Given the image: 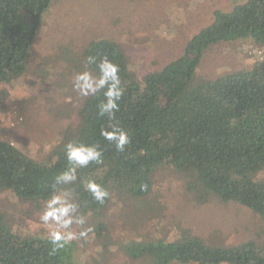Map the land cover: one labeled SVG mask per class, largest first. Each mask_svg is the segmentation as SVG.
<instances>
[{
  "label": "trees",
  "instance_id": "trees-1",
  "mask_svg": "<svg viewBox=\"0 0 264 264\" xmlns=\"http://www.w3.org/2000/svg\"><path fill=\"white\" fill-rule=\"evenodd\" d=\"M51 0H0V83L26 71L30 48ZM214 20L186 43L181 55L159 70L137 77L126 53L110 38L88 41L70 63L83 71L88 56H107L120 66L125 95L116 120L130 136L124 152L101 136L108 118L98 115L102 96L86 97L78 123L50 148L44 160L25 154L0 138V190L18 203L37 210L52 191L55 177L68 166V142L99 144L103 165L79 170L67 186L85 216H104L113 198L146 196L154 170L164 167L184 178L195 201L215 196L238 203L258 214L264 223V57L214 78L197 77L203 53L213 45L251 39L264 49V0H246L230 11L214 10ZM1 98V94H0ZM95 180L110 198L101 205L85 191ZM148 185L143 191L142 185ZM28 211L27 215L30 216ZM23 225V226H22ZM94 234L107 236L99 221ZM72 241L50 254L48 228L13 223L0 210V264H75ZM137 264H264V241L248 239L232 245L209 242L183 230L173 239H149L121 246Z\"/></svg>",
  "mask_w": 264,
  "mask_h": 264
},
{
  "label": "rangeland",
  "instance_id": "rangeland-1",
  "mask_svg": "<svg viewBox=\"0 0 264 264\" xmlns=\"http://www.w3.org/2000/svg\"><path fill=\"white\" fill-rule=\"evenodd\" d=\"M245 1L51 0L30 48L26 71L0 83V138L44 160L53 145L74 131L86 97L73 90V77L80 71L69 59L88 41L116 40L126 53L128 67L141 78L181 55L187 41L214 20V10L230 11ZM263 57L264 49L251 39L221 42L203 53L196 75L214 78ZM258 177L264 179V173ZM151 182L146 196L113 198L104 216H86L85 227L92 226L93 231L87 238L74 240L75 264H137L142 260L131 259L122 245L169 241L183 230L224 245L264 241V223L252 210L213 195L202 203L195 201L182 175L171 168L154 170ZM44 205L34 210L30 203H18L0 190V210L13 223L43 225ZM99 221L106 224L107 236L94 234ZM72 230L80 228L73 225Z\"/></svg>",
  "mask_w": 264,
  "mask_h": 264
},
{
  "label": "clouds",
  "instance_id": "clouds-1",
  "mask_svg": "<svg viewBox=\"0 0 264 264\" xmlns=\"http://www.w3.org/2000/svg\"><path fill=\"white\" fill-rule=\"evenodd\" d=\"M85 65V69L73 77V90L81 97H103L97 105L98 115L106 116L109 123L107 128L101 129V136L112 142L117 152H124L131 139L129 133L118 122H114L116 113L120 111L119 102L126 91L120 76V66L107 56L98 58L91 55L86 57ZM64 154L68 166L55 177L40 216L41 223L48 228L50 254L64 249L74 240L87 238L93 231L92 226L85 227L86 216L81 214L80 205L73 199L67 186L77 182L80 169L104 163L103 152L96 143L70 141L65 144ZM142 190L147 191L148 185H142ZM85 191L101 205L110 198L107 187L95 180L85 183ZM73 225L78 226L80 231H73Z\"/></svg>",
  "mask_w": 264,
  "mask_h": 264
}]
</instances>
